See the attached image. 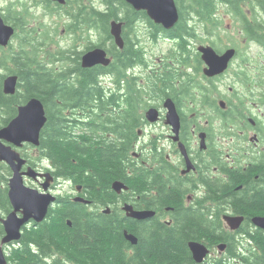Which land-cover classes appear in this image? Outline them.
<instances>
[{
  "label": "trees",
  "instance_id": "1",
  "mask_svg": "<svg viewBox=\"0 0 264 264\" xmlns=\"http://www.w3.org/2000/svg\"><path fill=\"white\" fill-rule=\"evenodd\" d=\"M175 1L179 21L165 29L126 0H66L56 8L68 18L67 31L73 41L67 48L55 42L49 27L42 26L40 31L29 27L28 4L5 11V21L16 28L18 46L14 40L6 48L0 45V129L17 116L20 105L33 97L41 99L47 122L40 144L25 146L38 153L24 154L33 166L43 167L47 161L49 166L44 168L56 182L80 186L88 201L58 195L41 223L23 228L20 240L8 249V264H197L190 248L194 241L213 251L220 244L227 247L225 256L209 257L205 264H231L235 259L264 264V229L253 223L254 217L264 216V158L246 170L230 172L227 181L199 179L205 193L187 204V194L199 180L175 181L171 164L160 161L162 153L155 154L160 162L154 170L146 164L147 154L138 158L135 153L139 127L154 105L149 99L157 95L161 100L170 95L179 106L198 113H223L203 82L188 71L192 59L199 70L204 64L201 53L189 43L197 38L198 29L212 34L222 24L216 20L218 4L227 5L234 19L243 20L244 32L264 38V21L257 19L264 16V0ZM247 18L259 22L250 23ZM114 21L124 23L123 48L111 33ZM145 24L154 40L165 34L180 41V60L186 70H165L156 81L135 86L128 73L135 71V65L145 64L139 35V25ZM212 45L222 47L216 39ZM96 47L108 52L110 65L84 67L83 54ZM10 74L19 77L14 94L4 91V79ZM103 76H110L112 84L103 83ZM121 78L127 90L123 96L116 85ZM202 164L208 166V161ZM11 176V168L0 161V240L5 236L1 219L13 210ZM117 181L127 189L118 192L113 187ZM127 203L155 215L144 220L128 217ZM224 215L244 216V225L231 231L225 227ZM126 231L138 238L137 244L127 239Z\"/></svg>",
  "mask_w": 264,
  "mask_h": 264
},
{
  "label": "flooded vegetation",
  "instance_id": "2",
  "mask_svg": "<svg viewBox=\"0 0 264 264\" xmlns=\"http://www.w3.org/2000/svg\"><path fill=\"white\" fill-rule=\"evenodd\" d=\"M29 1L31 3L39 1L40 4L43 2L44 5L50 3L55 7L59 6L57 2H51L50 0H0V7L3 13L10 8L23 9L27 4V7L30 8ZM247 19L250 23L264 21L259 17L257 18L259 21L256 18ZM216 20L225 23V19L217 18ZM234 21L237 24L243 22L241 19H234ZM144 26H147L150 30L149 24ZM257 33L261 35L260 31ZM206 35L211 36V34ZM200 36L198 34L197 38ZM244 37L245 41H248L244 49H240L237 43L226 44L225 46L221 43V49H217L212 45L214 36L210 38L211 42L208 41L210 42L208 44L214 46L218 53H224L229 48L236 49V54L230 61L229 68L225 73L208 77L203 72L205 64H202L199 70L192 59L190 65H188L191 77L198 82H203L205 91L212 93L211 97L209 95L211 101H215L223 113H215V111L212 113H198V110H188L179 106L175 98L167 94L162 100L159 95L152 101L149 96L146 97L154 104L151 107L157 109L158 113L152 119L148 118L147 114L151 107L149 110L147 109L148 111L146 110L147 120L139 127L135 153L138 158L142 154H147L146 164L152 170L163 160L171 164L169 168L174 170L171 176L175 181L179 178L187 179L188 183L201 178L227 181L231 177L230 172L246 170L251 164L262 161L264 158V118L258 114V109H264V59L262 53L258 56V52L264 50V38L256 37V34H249L248 30L244 32ZM160 38H166L167 41L176 43V48L179 47V40L159 34L157 40ZM189 43L190 47H194L195 43L193 41ZM254 47L259 49H257V54H254ZM140 50L144 53L145 64L140 65V67L135 65V71L130 70V73H128L132 85L144 86L152 79L156 81V77L164 73L165 70L175 72L178 69L183 70V73L186 70L185 65L181 64L180 54L182 52L180 53L179 50L176 55L168 60L164 59V63L159 65H157V62L154 65L146 60L148 53L143 47ZM167 62L169 64H166ZM139 69H141L140 72ZM121 79L122 81L120 83H117V81L116 85L118 86V94L123 96L127 90L124 89L125 81L123 78ZM226 80L230 81L228 85ZM136 81L139 84H136ZM178 81L180 85L181 80ZM117 86L115 87L117 88ZM196 94L201 96V91ZM167 99H172L176 105L180 118L178 131L176 126L170 122V115H168L165 106ZM233 108L237 110V113L232 112ZM156 153H162L163 159L158 161L160 155L155 158ZM205 160L208 161V166L202 164ZM195 185H192V189L187 194V204L193 203L197 196L202 197L205 193V190L201 188V180L195 182ZM52 188L53 190L56 189L57 185L54 183ZM78 191V194H84L83 189ZM225 227L228 226L225 225ZM242 264L247 263L243 261Z\"/></svg>",
  "mask_w": 264,
  "mask_h": 264
},
{
  "label": "water",
  "instance_id": "3",
  "mask_svg": "<svg viewBox=\"0 0 264 264\" xmlns=\"http://www.w3.org/2000/svg\"><path fill=\"white\" fill-rule=\"evenodd\" d=\"M54 1L66 2V0ZM126 1L138 11H146L153 21L163 25L166 29H171L179 21L180 14L175 0ZM14 33L15 28L5 22L0 9V45L8 46ZM111 33L116 43L123 47V23L112 22ZM199 50L202 53V59L207 64L205 74L208 76L223 73L235 55L234 49H229L223 54L217 53L212 46H200ZM111 60L112 58L108 57L104 48L96 47L83 54L82 65L84 67H92L97 64L108 65ZM18 80L19 77L16 74L8 75L4 79V91L7 94H14L17 90ZM165 105L169 109L170 122L176 126L178 131L180 118L176 105L172 99H168ZM156 113V109H151L148 112L149 118H152ZM46 122L47 113L44 103L41 99L33 97L25 104L20 105L17 116L8 125L0 129V160L6 162L12 170V177L9 181V197L13 207V210L5 218L1 219L5 229V236L0 242V264L8 263L7 248L13 242L20 240L22 229L30 222H35L36 224L42 222L47 217L50 207L57 200L56 196L48 192L50 183L54 179L53 175L50 172H38L32 166H29L27 170H23L24 165L27 163V158L19 151V148H22L26 143L35 146L40 144L41 132ZM25 176L34 180H39L38 177H45V182L42 183L44 191L27 185ZM113 187L118 192H121L122 189H127V186L120 181L115 182ZM124 209L127 210L129 217L139 220H144L155 214L153 211L134 210L132 205H126ZM242 220V217L228 218L233 228H238ZM253 222L256 226L264 229V216L254 217ZM125 233L127 239L133 244H137L138 238L134 234L128 231ZM224 246L221 245V248L224 249ZM190 248L194 259L199 263L203 262L209 253L206 245L198 241L191 242Z\"/></svg>",
  "mask_w": 264,
  "mask_h": 264
},
{
  "label": "rangeland",
  "instance_id": "4",
  "mask_svg": "<svg viewBox=\"0 0 264 264\" xmlns=\"http://www.w3.org/2000/svg\"><path fill=\"white\" fill-rule=\"evenodd\" d=\"M36 1V0H34ZM30 4V18H29V27L30 28H37L38 31L42 29V26L49 27L51 31V36L53 39H55L56 43H59V45L63 48H67L72 45L73 38L71 35H69L67 31V21L68 18L65 16L64 11L62 9H57L54 5H51L50 7L47 5H44L42 2L36 1L31 3L30 1L28 2ZM2 4V2H1ZM40 5V6H39ZM5 13V12H4ZM216 13L219 15L218 18H223L225 19V23H222L219 25V29L214 28V32L211 34V36H207V32L205 30L202 31L201 28L198 29V34L201 36L199 38H196L193 40L194 48L196 49L197 46L200 44H207L210 43L211 40L210 38L214 36L213 39L219 40L220 43H222L224 46L226 44L230 45L233 43H237L240 49H244L245 45L248 44V41H245L244 37V31L243 28L240 24H237L234 20V16L229 12L228 6L221 3L217 5V10ZM264 15V14H263ZM262 19H264V16L260 15ZM139 35H140V44L141 47H143L144 50L147 51L148 56H146V60H149L151 63L154 65L157 62V65L164 63V59L168 60L170 59L171 56H173L176 52V43H172L170 41H167L166 38H160L158 40H153L150 38V30H148L147 26L144 25H139ZM56 29V30H55ZM55 31H57L55 33ZM216 37V38H215ZM14 40V39H13ZM210 41V42H208ZM14 46H18V40L13 41ZM58 44H55L53 46V49L56 48ZM80 48V46H79ZM258 49V48H257ZM255 47H254V54H257L258 52ZM261 52H258V56L263 55L264 59V50H259ZM151 52V53H150ZM1 55V52H0ZM141 69H139L140 72ZM4 72V70H1ZM106 79L108 82H106ZM103 82L106 84H112V81L110 78H103ZM208 82V81H207ZM206 82V83H207ZM230 81L226 80V84L228 85ZM226 85V87H227ZM264 109L259 110L258 109V114L261 115V117L264 118ZM22 153H28L30 156H35L38 153V150L32 148L31 146L24 147L21 149ZM42 166H36L37 168L44 170L46 166H49L48 162L45 161L42 163ZM27 184L32 186V187H37L36 182H32L31 180L27 179ZM76 185L73 183H69L66 181L59 182L57 184V188L54 189V193L57 195H67L70 197H74L77 195ZM217 250V249H216ZM222 257L225 255H219L217 251L212 252L211 257ZM227 257V256H226ZM239 259V258H238ZM243 262L240 260H233L231 261V264H242Z\"/></svg>",
  "mask_w": 264,
  "mask_h": 264
}]
</instances>
